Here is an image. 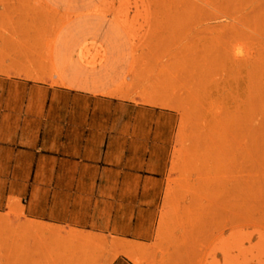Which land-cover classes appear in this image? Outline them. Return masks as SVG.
<instances>
[{
	"label": "rangeland",
	"instance_id": "obj_1",
	"mask_svg": "<svg viewBox=\"0 0 264 264\" xmlns=\"http://www.w3.org/2000/svg\"><path fill=\"white\" fill-rule=\"evenodd\" d=\"M0 16L30 28L32 80L176 113L160 249L177 235L264 264V0H0ZM71 235L7 208L0 264H88Z\"/></svg>",
	"mask_w": 264,
	"mask_h": 264
},
{
	"label": "crops",
	"instance_id": "obj_2",
	"mask_svg": "<svg viewBox=\"0 0 264 264\" xmlns=\"http://www.w3.org/2000/svg\"><path fill=\"white\" fill-rule=\"evenodd\" d=\"M0 16V212L72 231L88 264H223L206 241L155 244L176 113L28 77ZM30 54L28 53V58Z\"/></svg>",
	"mask_w": 264,
	"mask_h": 264
},
{
	"label": "bare ground",
	"instance_id": "obj_3",
	"mask_svg": "<svg viewBox=\"0 0 264 264\" xmlns=\"http://www.w3.org/2000/svg\"><path fill=\"white\" fill-rule=\"evenodd\" d=\"M221 154H222V153H221ZM222 156H223V155H222ZM222 156H221V157H222ZM221 157H220V158H221ZM220 158H219V159H220ZM222 158H223V157H222ZM220 160H222V159H220ZM218 161H219V160H218ZM222 161H224V160H222ZM224 162H225V161H224ZM221 163H222V162H221ZM221 163H220V164H221ZM216 164H218V162H217ZM215 166H216V165H215ZM221 167H222V166H221ZM223 168H224V167H223ZM219 170H220V169H219ZM220 171H221V170H220ZM221 172L224 173L223 170H222ZM223 173H222V175H223ZM219 175H220V173H219ZM220 178L222 179V181H221V183H220V184H221V187H222V185H223L222 182H223L224 176H222V177H220ZM216 179H217V178H216ZM219 180H220V179H219ZM217 184H218V183H217ZM217 187H218V186H217ZM219 188H220V187H218V189H219ZM222 188H223V187H222ZM218 189H217V190H218ZM212 190H213V189H212ZM217 190H215V191H217ZM212 194H213V196H214V193H212ZM217 194H218V193H217ZM217 194H215V196H217ZM218 195H219V197H220V193H219ZM223 195H224V194H223ZM217 197H218V196H217ZM218 203H219V202H218ZM219 205H220V204H219ZM221 205H222V204H221Z\"/></svg>",
	"mask_w": 264,
	"mask_h": 264
}]
</instances>
